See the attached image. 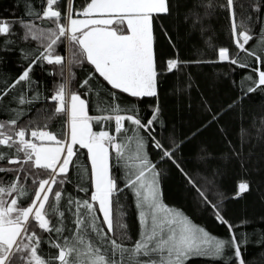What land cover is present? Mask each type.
I'll return each mask as SVG.
<instances>
[{
    "label": "snow or ice",
    "instance_id": "1",
    "mask_svg": "<svg viewBox=\"0 0 264 264\" xmlns=\"http://www.w3.org/2000/svg\"><path fill=\"white\" fill-rule=\"evenodd\" d=\"M60 2L46 0L42 14L31 10L26 13L29 17L35 15L43 26L31 20L18 21L25 30L22 39L37 41L38 46L34 51L22 50L27 66L18 76L11 82L0 80V102L11 96L18 105L10 108L0 103V111L14 114L0 121V165H7L0 166V264H187L193 258L248 264L244 252L251 242L250 235L238 229L251 221L245 218L232 224L225 219L223 193L217 191L215 201L210 199L209 189L180 167L176 158L180 145L173 138L167 145L157 139L158 106L144 121L135 108H125L119 102L120 94L138 100L156 97L158 77L186 63L174 58L161 64L154 51L153 20L170 13L169 0H90L77 13L83 19L73 18L66 4L63 22L57 7ZM222 7L230 12V36L239 52L232 55L229 48L220 47L218 61L210 62L226 61L248 69L252 74L245 79L251 83L242 85L246 96L264 87V18L255 17L260 30L254 36L249 27L254 18L245 14L243 4L224 0ZM262 7L264 0H252L248 5L255 13H260ZM237 8L242 10L239 23ZM11 27L0 21V35L9 34ZM254 39L257 45L246 47ZM65 42L70 53L67 58L56 51ZM45 62L59 66L58 74L63 77L54 93L44 97L48 103L54 102L49 119L59 115L67 118L70 130L63 139L39 127L32 130L36 121L18 126L42 96L31 74L35 66L43 68ZM84 64L94 68L79 84L85 91H70L69 84L75 79L73 67ZM96 73L110 86L104 95L97 90ZM29 92L34 94L29 97ZM93 92L100 98L98 115H89L88 101L82 98ZM24 105L30 107H19ZM126 121L131 128L125 126ZM106 122L114 124L113 133L104 130ZM93 123L101 130L93 131ZM29 132L31 138L26 139ZM76 145L87 150L91 165L90 170L85 169L87 180L75 165ZM149 146L160 162H171L185 176L201 206L211 208L215 219L227 227L228 237L210 234L182 210L164 203L162 170L151 159ZM114 169L122 175H116ZM39 170L47 172V178L40 176ZM73 170L78 173L75 178L70 175ZM8 174H12L10 178ZM73 184V192H83L85 197L67 190ZM126 189L138 210L139 233L134 242L119 201ZM249 190L247 181L240 182L232 198H240ZM255 243L264 246V231ZM42 245H47V252Z\"/></svg>",
    "mask_w": 264,
    "mask_h": 264
},
{
    "label": "trees",
    "instance_id": "2",
    "mask_svg": "<svg viewBox=\"0 0 264 264\" xmlns=\"http://www.w3.org/2000/svg\"><path fill=\"white\" fill-rule=\"evenodd\" d=\"M90 0H61L57 6L63 15L66 4L71 7L73 16L80 12ZM245 6V14L253 16L249 22L252 34L259 33L260 23L255 21L257 15L264 18V7L260 13H255L248 5L252 0H238ZM170 13L154 17V51L158 61L163 64L169 59H178L186 62L179 70L165 72L158 77L156 97H145L142 100L120 94L119 102L125 108H135L144 121L153 114V107H159V123L155 126V135L166 145L173 138L179 145L176 158L180 167L202 187L206 186L210 192V199L215 201V193H223L222 215L232 224H238L242 219L251 221L238 231L250 235V243L244 256L248 264H264V246H257L255 241L259 233L264 231V87L256 92L243 95L242 85L250 81L245 77L248 69H239L228 62L218 61L220 47L230 49V54L239 52L230 36V12L222 5L224 0H169ZM30 6V7H29ZM47 7L46 0H0V21L12 25L7 35H0V80L11 82L27 62L23 59L24 51H34L38 42L31 39H22L24 29L19 20L32 21L37 26H43L41 21L29 17L26 13L31 10L34 14H42ZM237 22L240 17V8ZM63 39V38H61ZM257 45V40L249 42L246 47ZM11 49V50H9ZM258 51L259 48L257 47ZM57 53L69 57L67 43L57 46ZM243 55V53H241ZM204 61V62H197ZM255 67V65H253ZM236 68L235 71L232 69ZM264 70V65H261ZM94 72L91 65L73 67L75 79L69 84L70 91H85L79 88L80 82L89 72ZM49 72L56 73L49 75ZM59 66L48 65L46 62L41 68L34 67L32 77L38 83L36 91L42 93L41 98L32 105V111L27 112L18 122L22 127L29 121H36L31 128L36 127L48 130L57 135L58 139L67 134V118L63 115L51 119L54 102L48 103L44 97L51 96L63 77L59 74ZM254 78H255V74ZM97 90L106 94L110 86L96 73ZM34 93L29 92L31 97ZM89 104V114H100L97 104L100 98L95 93L83 96ZM106 99H109L105 96ZM11 96L5 97L2 103L5 107L15 108L18 105L11 101ZM232 105V107H229ZM27 109L29 105L19 106ZM127 114V113H122ZM14 115L0 111V121H7ZM215 117V119H214ZM47 125L45 128L44 126ZM125 126H132L125 122ZM104 129L114 132V124L106 122ZM101 127L94 123V131ZM143 135V133H141ZM30 138V132L26 136ZM74 150L75 165L87 180L90 170V160L87 150L76 145ZM7 151V150H5ZM150 157L157 162L162 170L160 188L164 203L170 207L182 210L198 226H202L210 234L218 238L228 237L227 227L219 223L211 208L201 206L196 192L187 182V179L171 162H160L159 156L150 146ZM7 166V165H0ZM122 175V172H116ZM40 176L47 178V172L39 170ZM3 175V174H0ZM12 174H8V178ZM75 178L78 173H70ZM211 181V184L208 182ZM247 181L250 190L242 197L233 199L238 184ZM122 186V185H121ZM75 185H68L67 190L73 192ZM74 195L85 197L83 192H73ZM120 206L128 225V232L134 242L138 238V210L134 206V197L129 190L119 196ZM115 213V206H114ZM45 252L47 245H42ZM187 264H219L207 258H193Z\"/></svg>",
    "mask_w": 264,
    "mask_h": 264
},
{
    "label": "crops",
    "instance_id": "3",
    "mask_svg": "<svg viewBox=\"0 0 264 264\" xmlns=\"http://www.w3.org/2000/svg\"><path fill=\"white\" fill-rule=\"evenodd\" d=\"M79 13V12H78ZM73 18H76V19H83L84 17L83 16H80V15H75V16H73ZM93 18H100V17H98V16H94ZM90 115V114H89ZM69 130H70V126H69V124H68V122H67V133H69ZM104 130H106V129H104ZM93 131H94V123H93ZM34 141H36V140H34ZM38 141V140H37ZM110 151H111V149H110Z\"/></svg>",
    "mask_w": 264,
    "mask_h": 264
},
{
    "label": "rangeland",
    "instance_id": "4",
    "mask_svg": "<svg viewBox=\"0 0 264 264\" xmlns=\"http://www.w3.org/2000/svg\"><path fill=\"white\" fill-rule=\"evenodd\" d=\"M30 138H31V137H30ZM30 138H26V139H30ZM34 142H36V143H39V141H37V140H36V141H34Z\"/></svg>",
    "mask_w": 264,
    "mask_h": 264
}]
</instances>
